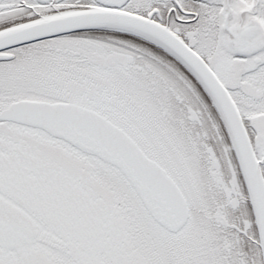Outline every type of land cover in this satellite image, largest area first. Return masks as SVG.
<instances>
[{
    "label": "snow or ice",
    "instance_id": "6c2138e0",
    "mask_svg": "<svg viewBox=\"0 0 264 264\" xmlns=\"http://www.w3.org/2000/svg\"><path fill=\"white\" fill-rule=\"evenodd\" d=\"M0 264H264V0H0Z\"/></svg>",
    "mask_w": 264,
    "mask_h": 264
}]
</instances>
